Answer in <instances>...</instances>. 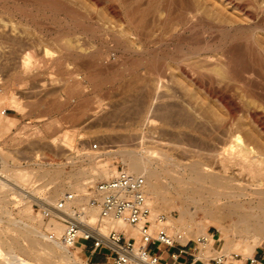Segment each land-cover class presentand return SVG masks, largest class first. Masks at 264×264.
<instances>
[{
	"label": "rangeland",
	"instance_id": "obj_1",
	"mask_svg": "<svg viewBox=\"0 0 264 264\" xmlns=\"http://www.w3.org/2000/svg\"><path fill=\"white\" fill-rule=\"evenodd\" d=\"M121 1L122 0H61L60 2L64 6L67 5L66 7L68 9L80 16L76 17L75 14H69L60 9H54L47 5L35 3L33 0H0V18L2 17L4 22L10 19V21L7 22L9 25L15 20L12 24L16 22L14 25H16V27L18 25L22 29L17 27L19 33L17 31L15 32L18 33V36L20 34L22 37L21 34H23L22 39L18 36L17 39L19 40L20 38L21 42L24 38H27L28 41L30 39L31 41L34 39L37 41L29 42V47V45L26 44L27 40L24 39L26 45H24L23 42L22 44L24 46L20 47L21 45H17L20 49L13 44L11 45V43L6 40L0 41V45L3 47L0 48V94L9 95L14 91L13 93H15L16 100V105H12L6 100L5 103L0 106V110H7V114L10 116V118L4 117L2 123H0V158L5 160V172H3V175L5 174L15 179L14 177L17 176L16 173H20L21 175L26 174L21 180L15 179L17 184L14 186L12 185V188H5L3 194H0V207H2L0 208V219H2V221L0 220V232L2 240L5 243L9 244L15 241V246L19 248V255L32 261L34 264L98 263H96L95 260L88 259V255L90 254L89 250L85 248L82 250L80 245L71 249L75 257L77 256L80 259L79 262L75 260L65 262L60 256H58L59 258L55 256L54 258L52 257L46 260L36 256V254L31 251V241H28L30 239L27 238L24 233L25 224L40 226V230L46 234L50 232L46 230L49 219H44L41 215V207L44 205L42 206L41 203L31 197V193L35 192V194L47 204H50L47 200H54L53 203L55 204V202L65 194L73 192L78 195L77 202L84 203L87 194L92 193L94 186L98 182L108 180L114 177L120 169L126 168L123 154L120 153L122 151L133 150L136 146L139 147L138 149H146L149 147L158 152L173 154V160L186 161L194 160L190 158L192 157L190 154L195 155L196 152L198 153L199 149L204 150H202L203 152L201 153H205V149L206 152L210 153V150L213 148V150L219 148V151L221 147L225 148V145L228 144L227 141H229V136L227 137L228 133L218 127L220 121L227 117V110L224 108V105L217 98L207 94L203 88L195 84L190 78L184 76L179 68L180 63L173 60V58H181L187 55L189 51H198L205 45L216 48L223 35L219 26H230L231 22L235 21L247 26L249 20L235 17V15L231 13V10H229L230 8L222 6V4L216 0H192L191 2H193V5L200 7L202 12H204L203 16L206 18L204 19L205 21L213 20L217 24H221L209 29L208 24L204 20H200L198 17H190V19H188L189 21H187L188 25L186 23L181 26V17H179L180 12L186 11V6L181 0ZM162 15H164V17H162ZM165 16L167 18H165ZM216 16L221 19L216 18ZM210 17L213 19H210ZM135 18L137 19L134 20ZM146 18L148 19L146 20ZM156 18L157 20H155ZM140 19L142 21L145 20L147 24L146 22L140 21ZM163 19L165 21H163ZM200 21L201 23H199ZM136 22L142 24L140 31L141 29H145L144 32L147 31V34H143L145 38H142L140 41H138L134 35L138 31ZM143 23L147 25V28L144 27L145 24L143 26ZM202 23L205 25L203 24L202 26ZM260 23L263 24L264 20ZM165 25L167 26L166 28ZM250 31V28L243 29L244 33ZM16 33H13L15 35L13 38L16 37ZM68 36L70 38L76 37L77 39L80 37L83 38V40L82 38L80 39L82 40L80 42H82L83 48L85 47V53L82 57L76 58V48H66L65 41ZM64 37L66 40H64ZM199 38L201 41H199ZM256 38L260 44L262 43L261 46L264 48L263 34L257 32ZM2 42L5 46L2 45ZM32 43H35V45L32 46ZM46 48L50 51V55L54 57V60L52 64L46 68L39 67L38 70L34 72L35 74L24 72L20 69V65L16 63L18 61L20 63V57L25 50L34 49L33 51L36 55L38 53L39 55H37V57L40 58L43 56L44 49ZM10 50L13 51V54L10 53ZM8 52L9 54H7ZM12 57H15L12 61L7 60V58L11 59ZM81 59H84L85 62ZM79 61L84 65L87 63V67L85 68L84 66V69L82 66L83 64H80ZM112 61H115V65H112ZM155 63L160 65L164 64L163 67L167 69L166 80L169 84L165 80L167 84L165 85L167 86L166 89H168L169 86L170 89H168V91H163L164 94L168 92V95L159 97L155 99L154 102L148 98L146 94V91H148L146 87H149V83L147 84V82H144V84L138 80L144 76V73H147L146 76H148L149 69L147 68L149 65ZM78 64L81 65L83 69L81 67L78 68ZM65 65L68 66L66 67L67 69H65ZM108 66H110V69ZM99 67L103 70H99ZM72 71H79L81 76H83L79 87L75 90H72V87H66V80L70 76L69 73ZM86 77H89L90 80L89 78L86 79ZM259 80L261 82L258 80V82L254 81V85L259 86L257 90L261 93L260 95L258 93L259 96H257L262 98V96H264L262 95V93L264 94V88L262 87L264 85V78ZM224 82L221 83V86H224L223 90H226L225 92L227 95L238 102L242 101L247 104V97L243 94L245 87L241 82L239 83L238 80H226L225 85ZM144 85H146V87L142 89L141 86L143 87ZM261 87L262 89H260ZM172 92H174V95ZM170 93H172L171 95L175 98H172L175 106H177L176 103L178 104L179 101L181 102L183 100L182 102L185 105L187 104V106H185L181 103L183 104V106H181L183 111L186 112L187 110V113L192 116L194 115L197 121L200 123L203 122L202 124L199 122L197 123L200 124L198 126L199 129L201 127L199 131L201 133L198 131H189V129L185 128H176L173 126L174 124L167 126L163 124L162 119H164L168 112L165 110V107H167V109L170 108L168 109L170 111H176L178 107H180V104H178L177 107H169V102L173 105V103H171L173 101L170 100L172 97ZM142 95L144 98L141 97ZM168 96H170V98ZM257 96L256 98L253 97L252 100L255 98L257 100L254 99L253 101L256 104H263V98L261 99ZM241 97H243V100H241ZM161 101H169L166 102V106L163 105L164 109L162 108L163 103ZM258 101L262 102L259 103ZM79 103H81L82 106L81 104L79 105ZM188 104L190 109H188ZM151 107L152 109H150ZM171 108L177 109L171 110ZM164 110V115H161ZM135 112H137L136 115L138 116H135L137 117L136 119H134L133 116ZM148 112H150V115L151 112L153 115L156 114L152 116L155 117V119L157 116V124L155 126L145 125L141 128L142 130L137 129V127H140L138 125L141 124V121L143 122L142 119L145 118L144 116H146ZM195 113L199 116L195 115ZM142 114H144V116ZM80 116L81 118H79ZM133 121L136 122L134 123ZM235 122V124H237V126L235 125L237 129H235V127L234 129L237 130L236 132L238 133H235V131L233 133L240 134V136L243 137L246 142L253 145L256 150L264 153V130L253 121L250 113H248L246 109H243L239 113V116H236ZM155 127L157 129H155ZM158 128L162 130L158 132ZM217 129H219V132ZM164 130L167 132L164 133ZM182 131H185L186 134L189 132L187 134L188 137H192L193 140L196 141V144L195 141L192 140L191 142V140H188V137L185 136L186 134L184 135ZM161 132L164 135H162ZM207 132L209 133L208 135ZM202 133L205 134H203L204 139H202L205 141V143L203 141L205 145L201 144L202 140L198 139L200 134L202 136ZM144 135L146 138L143 140V138L140 137ZM215 135L218 140L214 138ZM220 135L224 136L222 137L223 139L219 137ZM152 136L155 139H152ZM208 136L212 139L210 145H207L209 142L208 140H210ZM148 139H152L153 141L151 142V140L149 141ZM186 142H188V144ZM213 142L216 143L212 144ZM225 142H227V144H225ZM197 143L198 145L201 144V147L204 146L205 149L198 146ZM94 144H97L98 148L95 149L93 147ZM185 149L189 151V154L186 153ZM207 149L210 150L207 151ZM211 153H213V151H211ZM205 154L209 156L207 157L208 159L210 158V160L207 159L205 161L210 162L211 165L214 164L212 166H216L217 168L218 164H216V160L212 159L213 157H210L209 154ZM154 160H156L154 163L157 168L166 165L164 162L161 163L159 161L160 159ZM99 167H107L111 169L113 173H111L110 177L107 179L95 175V171ZM45 171H49L50 175L44 176L43 173ZM81 171H88L89 176H87V179L80 181L78 191H73L67 183V178L70 173ZM163 179L164 178L161 179V183L165 185L167 180ZM61 182L64 183L63 191L59 196H56L55 189ZM195 190L196 189H189L188 196V190H181L186 193H182L181 199L180 195L176 194L174 190L171 188L170 190L167 189L164 193L167 200L161 205L153 204V198L151 197L150 201L152 202L153 216L165 214L167 220L170 219L171 226H169L170 232L172 233L186 231L188 238L193 239L198 236H203V234L208 235L207 233H209L213 244L217 238H221L223 248L225 244L227 246V248L223 249V252L228 255L231 253H240L244 257H252L260 252H264V239H262L259 244L254 246L253 251L249 253L247 247L251 243L236 237L237 234L235 230L233 231V229H231V220L229 218L224 216L217 220L210 216L204 217V208L208 212H212L213 210L216 211L215 209L219 207H206L203 200H201V203L199 201L200 204L198 202L195 204V201H191L193 197H197L198 192ZM191 191L193 193H191ZM26 195H28V197ZM53 203L51 204L54 205ZM27 205L30 206V213L34 217L33 220L28 218V212H24V208ZM195 205L199 206L196 214L193 216L192 214H186L181 218L179 207L186 206L193 212L196 207ZM221 208L223 207H220V209ZM3 210L7 212L4 213ZM221 212H223V210ZM88 218L90 219V217ZM106 225L107 224L104 226ZM189 225H192V228H190ZM10 226L13 227V229H11ZM110 229H107V232H109ZM7 233H10V236ZM222 233L226 235L227 238H222L224 236ZM140 238L141 237H138V239H136L137 245L140 242ZM37 239L43 246L50 243H47L48 240L40 237H37ZM40 239L44 241V243H42ZM22 244L24 245L23 247ZM240 248L246 249V252L240 251ZM204 251H206L207 254L202 256L201 254ZM26 253H28V255ZM103 254H105V251L99 250V254H95V256L100 257L102 262L100 264H108ZM194 254L195 258H197L196 262L193 263V256H187L191 258L188 264H212L209 258L216 253L210 249H203L202 246H200V249L195 251ZM55 260L57 262H55ZM180 261L181 257L176 262L170 259L161 264H179ZM234 263L237 264L236 262ZM132 264H135V262Z\"/></svg>",
	"mask_w": 264,
	"mask_h": 264
},
{
	"label": "bare ground",
	"instance_id": "obj_2",
	"mask_svg": "<svg viewBox=\"0 0 264 264\" xmlns=\"http://www.w3.org/2000/svg\"><path fill=\"white\" fill-rule=\"evenodd\" d=\"M33 1L35 3L50 6L51 8H54V9H60L62 11H65L66 13L68 12L69 14H75L76 17H80L78 14H76L72 10L68 9L66 7L67 5L64 6L60 2L61 0L60 1L59 0H33ZM122 1H127V0H122ZM181 1L184 2L183 4H185V6H186V9H185L186 11H184V12L181 11L182 13L180 12L179 17H181L180 18V23H182L181 26L183 24H186V23L188 25L187 21H189L188 19H190V17L191 18L192 17H196V18L198 17L200 20L206 19L203 16L204 12H202L200 7L193 5V2H191L192 0H181ZM216 1L221 3L222 6H225L226 8H230L229 10H231V13L234 14L235 17L244 18V19L249 20V24L246 26L243 23L235 21V22H231L230 26H226V27L222 26L221 27L218 25L221 23L217 24L215 21H213V20L211 21L209 19H208L209 21L204 20L208 24L209 29H212V27H217V25H218L220 28V31H222V34H223L222 39H221L220 43L217 45V47L212 48L209 45H205V46L201 47L198 51L197 50L189 51V53L187 55H185L181 58H173V60L178 61L180 63L179 68H180L181 73L184 76L190 78L195 84H197L199 87L203 88L207 92V94L211 95L212 97L217 98L224 105V108L227 110V113H226L227 117L225 119L221 120L220 124H218V127L220 129H222L228 133V135L225 134V135H227V137L229 136V141H227L228 144H227V142H225V144H227V145H225L226 147L225 148L221 147V150H219V151H218V149H219L218 147H216L218 149L215 148L216 150H213L214 148L212 150L207 149V151L210 150V153H211V151H213V153H211V154L206 152L205 147L200 146L201 144L205 143V141L202 140V139H204L203 138V136L205 135L204 133H202V136L200 134L199 138H198L199 140H202V143L201 144L199 143L200 145H198V143H197L198 146L205 149V153H207V155L209 154L210 157L211 156L213 157L212 159L216 160V164H218L217 165L218 167L216 168V166L215 167L212 166L214 164L211 165L210 162L205 161L208 159L207 157H209V156H206L205 153H201L204 151L203 149H199L198 153L196 152L195 155L190 154L192 156L190 158L194 159V160H186L188 162H186L184 160H182V161L181 160H173L172 159L173 154H169L168 152H165V153L158 152V151H155L153 148H149V147H147L146 149H144V148L138 149L139 147L136 146V148L133 150L122 151L120 153L123 154V157H124V162H125V166H126L125 170L132 173V174L141 175L145 178V180H146V195H147V198H148L149 203L151 205V208H152V202L150 201V198L151 197L153 198V204L155 203L157 205H161L164 201L167 200V198L164 196V193L166 192L167 189L170 190V188H171L172 190H174V192H176V194L180 195L181 199H182V193L186 194L185 192H183L181 190H183V189L185 191L188 190V192H187V196H188L189 189H192V190L196 189L195 191L198 192L199 195L197 194V197H195V198L193 197V200H191V201H193V202L195 201L194 203L196 204V202L199 203V201H200V203H201V200H203L205 203L204 205L206 207H209V206L219 207V208L215 209L216 211L213 210L212 212H208L204 208L203 209L204 217L210 216L211 218H214L217 220H219V218H222L224 216L229 218L231 220V222H230L231 229H233V231L235 230V232L237 234V236L236 235L235 236L238 239L240 238L245 242L251 243L247 247L248 252L251 253L254 249V246L259 244L261 242V240L264 239V153H261L258 150H256V148L253 145H251L250 143L246 142V140L243 137H241L240 134H235V133H238V132H236L237 130H235V129H237L235 127V125L237 126V124H235L236 123L235 121H236V116L237 115L239 116V113L243 109H246L248 111V113H250V116L253 118V121L261 129L264 130V96H262L264 94L262 93V95H261L263 98V104H256L253 101L259 93L258 92L259 90H257L259 88V86L254 85V83L257 80L260 81L259 79L264 78V48L261 46L262 43L260 44V42L257 40V38H259V37L256 38L257 32L262 33L263 37H264V23L263 24L260 23L264 20V0H216ZM194 3H195V1H194ZM180 4H181V2H180ZM197 5H199V4H197ZM114 6H115V4H114ZM165 12H167V11H165ZM147 13H148V11H147ZM172 13H173V11H172ZM178 13H176V14H178ZM43 14H45V13H43ZM142 17H143V15H142ZM162 17H164V15H162ZM167 17H168V15H167ZM167 17L165 16V18H167ZM176 17H178V16H176ZM22 18H23V16H22ZM137 18H135L134 20H136ZM216 18L221 19L218 16H216ZM4 19H6V18H4ZM34 19H35V17H34ZM147 19L148 18H146V20ZM210 19H213V18L210 17ZM12 20H13V18H12ZM155 20H157V18ZM9 21H10V19H9ZM9 21L7 19V22H9ZM14 21H12V22H14ZM137 21H139V20H137ZM140 21H142V20L140 19ZM163 21H165V20L163 19ZM7 22H4L2 17L0 18V41L6 40L7 42L11 43V45L13 44L16 47H17V45H21L20 47H22V46L28 44L29 42L31 43L33 41H36L35 39L34 40L32 39L33 41H31V39L28 41L27 38H24L25 40H27V42L25 44V40L23 39L22 40V42L24 43V45H23L20 38H19V40L17 39L18 37H21L20 34L18 36L19 31H18L17 27H19V26L17 25V27H16V25H14L16 22L14 24H12V22H11V24H10L11 26L9 24H7ZM142 22H146V21L144 20ZM199 23H201V21ZM204 23H202V26ZM144 24L145 23H143V26H144ZM146 24H147V22H146ZM146 24L144 27L147 26ZM160 24H162V23H160ZM31 25H32V23H31ZM152 27H154V26H152ZM166 27L167 26L165 25V28ZM61 28H63V27H61ZM140 28H142V24L137 23V30L138 31L134 35L138 41H140L142 38L143 39L145 38V35L143 36L144 33L147 34L146 33L147 31L144 32L145 29L144 30L141 29V31L143 32L142 33L140 31ZM244 28H250L251 31L248 33H244L243 32ZM19 29H21V27H19ZM74 29H75V27H74ZM15 31H17L18 33H16ZM78 32H80V31H78ZM13 33L17 34L15 38H13V36H15ZM20 33H22V32H20ZM104 33H106V32H104ZM21 35L23 37V34H21ZM77 35H78V33H77ZM85 35H87V34H85ZM148 36H149V34H148ZM22 37H21V39H22ZM68 37H66L67 40L64 37V40H66L65 41L66 42V44H65L66 48H68V49L69 48H74V49L76 48L77 49L76 58L82 57L85 53V49H84L85 47L83 48V46L81 44L82 42H80V41H82L83 38L80 36H79L80 38H78V39L76 37H74V38H72V37L68 38ZM81 38H82V40H80ZM211 40H212V38H211ZM199 41H201V39ZM205 41H203V42H205ZM209 41H210V39H209ZM2 45H4L3 42H2ZM31 45L34 46L35 43H32ZM36 45H38V44H36ZM29 47H30V45H29ZM0 48H3V47L0 45ZM17 48H19V47H17ZM68 49H66V50H68ZM13 50H14V48H13ZM33 50L32 49L25 50L24 53L22 54V56L20 57V63H19V61L16 62L20 65V69H22L24 72L34 73L35 71L38 70L39 67H41V68L42 67H45V68L48 67L49 65L52 64V62L54 60V57H51L50 51L47 48L44 49V54L40 58L37 57V55H39V54L36 52L37 53V55H36ZM14 52H16V51H14ZM42 52H43V50H42ZM135 52H137V51H135ZM10 53L13 54V51L10 50ZM7 54H9V52ZM3 57H4V55H3ZM14 58L15 57H12L11 59L7 58V60L12 61V59H14ZM59 61H61V60H59ZM82 61L85 62L84 59ZM114 62L112 63V65H115ZM81 63L82 62H80V64ZM88 63H90V62H88ZM86 64L82 65L83 68H84V66H85V68L87 67ZM163 65L164 64L160 65V64H156V63L149 65V67L147 68V69H149V75L146 76L147 73L145 74L144 72H142V73H144V76L146 78L144 76H142V73H141L142 78H139L140 80H138L139 82L141 81L143 83L144 82H147V84L149 83L148 84L149 87H146V85H144L143 87L141 86V88L144 89L146 87V89H148V91H146V94H147L148 98H150L152 101H154L155 99H158L159 97H164V96L169 94L168 92H167V94H164V92H163V91H168V89H170L169 88L170 86L168 87V89H166L167 88L166 82H168L166 80L167 69H165L163 67ZM82 66L79 65L78 68L79 67L82 68ZM66 67H68V66L65 65V69H67ZM100 67H102V66H100ZM100 67H99V70L100 69L103 70ZM108 67L110 69V66H108ZM112 67H114V66H112ZM104 69H105V67H104ZM93 70H95V69H93ZM92 72H91V74H92ZM69 75L70 76L66 80V87L67 88L72 87V90H75L76 88L79 87V84L81 83V81L83 79V76H81L79 71H72L71 73H69ZM87 78H89V77H86V79ZM89 80H90V78H89ZM165 80H166V82H165ZM226 80H231V81L232 80H238L239 83L241 82V84L244 85L245 89L243 90V94L246 95V97H247L246 98L247 104L243 103L242 101L238 102L234 98H232L226 94V92H225L226 90L225 91L223 90L224 86L223 87L221 86V83L224 81L226 82ZM139 82H138V84H139ZM225 82H224V85H225ZM135 83H137V82H135ZM168 84H169V82H168ZM132 85H133V83H132ZM262 87L264 88V85ZM262 87L260 89H262ZM240 89H242V88H240ZM10 91H11V89H10ZM13 92L10 93L9 95L0 94V106L2 104H4L6 100H8L12 105L13 104L16 105L15 93H13ZM169 92H170V90H169ZM172 93L174 95V92H172ZM172 93H170V96H172L171 95ZM260 93H259V95H260ZM160 94H161V96H160ZM170 96H168V97L170 98ZM141 97H143V95ZM168 97H166V98H168ZM253 97H255V98L252 100ZM145 98H146V95H145ZM172 98L175 99L174 96H172L170 99L172 101H173ZM241 98L240 99L243 100V97H241ZM258 98H261V97H258ZM255 100H257V99H255ZM177 101H179V100H177ZM182 101L181 102L179 101L180 103L178 102V104H180V107L183 106V104H184ZM164 102L165 101L162 102L163 103L162 108H163V105L166 106V102H169V101H166L165 104H164ZM260 102H262V101H260ZM171 103H173V105L170 104V102H169V105H170L169 107H171V106L177 107L178 106V104L176 102L175 103L177 106H175L174 101ZM181 103H183V104H181ZM80 104L81 103H79V105ZM81 106H82V104H81ZM185 106H187V104ZM180 107H178V110H176V111H170V110H168L170 108L167 109V107H165V110L168 112H167V115H165L164 119H162L163 124H165L166 126L170 125V124L171 125L174 124L173 126H175L176 128H185V129H189V131L191 130V131H198L199 132L201 127L199 129L198 125L202 124L203 122L200 123L199 121H197L195 119L194 115L192 116L191 114H188L187 110L185 112V111H183L182 107H181V109H180ZM189 107L190 106L188 104V109H190ZM150 109H152V107ZM174 109H177V108H174ZM174 109L171 108V110H174ZM165 110L163 111V113L161 115H164ZM151 111H154V110H151ZM3 112H4V109L0 110V116H1L0 117V123H2L4 117L10 118V116L8 114H6V113L4 114ZM137 112H135V114L133 113L134 119H136L138 117L136 115ZM142 115L144 116V114H142ZM152 115H153L152 112H151V115H150V112H148V114L146 116H144L145 118L142 119L143 122L139 119L141 121V124L138 125L140 127H137V129H141L145 125L146 126H155L157 124L156 121H158L156 119H158V118H157V116H156V119H155V117H153L156 114H154L153 116ZM195 115L199 116L196 113H195ZM135 116H137V117H135ZM161 117H163V116H161ZM79 118H81V116ZM159 119H160V117H159ZM160 121H161V119H160ZM133 122L135 123L136 121H133ZM198 122L200 124H197ZM234 127H235V129H234ZM155 129H157V128L155 127ZM185 129H183V130H185ZM160 130H162V129L158 128V132ZM218 130L219 129H217V131ZM149 131H151V130H149ZM185 131L184 132L182 131L184 133V135L186 134ZM234 131H235V133H233ZM166 132L164 130V133H166ZM188 133L189 132H187V134ZM199 133H201V132H199ZM161 134L164 135L162 132H161ZM187 134L185 136L188 137ZM208 134L209 133L207 132V135ZM156 135H158V134H156ZM212 135H214V134H212ZM144 136L143 137L141 136L140 138H143V140H144V138H146V136L145 137ZM193 136H195V135H193ZM209 136H208V138L210 139ZM168 137H169V135H168ZM219 137L222 138L224 136L220 135ZM214 138H216V135L214 136ZM152 139H155V138L152 136ZM152 139H150L151 142L153 141ZM173 139H174V137H173ZM184 139H183V141H184ZM187 139L191 140V142L193 140L192 137H188ZM143 140H142V142H143ZM199 140H198V142H199ZM193 141H195V140H193ZM203 141H204V143H203ZM208 141L209 142L207 145H210L212 142V139H210ZM178 142H179V140H178ZM188 142H186V143L188 144ZM153 143H156V142H153ZM215 143L213 142L212 144H215ZM189 144H190V142H189ZM195 144H196V141H195ZM212 146H214V145H212ZM183 149H184V147H183ZM188 152L189 151L186 150V153H188ZM190 155H188V156H190ZM154 159H160L159 161L161 163L164 162V164L166 163V165L163 164L164 166L157 168V167H155L154 162L156 160H154ZM208 160H210V158ZM212 163H213V161H212ZM4 170H5V160H3V158H0V194H3L5 188H12V185L14 186L15 184H17L15 182V179L21 180V178L26 176V174L21 175L20 173H16L17 176L14 177L15 179H13L9 176H6L5 174L3 175V172H5ZM111 173H113V171L107 167H99L95 171V175H98V176L106 178V179L108 177H110ZM43 175L44 176L50 175L49 171H45L43 173ZM87 176H89L88 171L70 173L68 178H67V183L72 188L73 191H78L80 181L83 179L84 180L87 179ZM162 178L167 180L165 185L161 183ZM63 182H61L60 184L57 185V187L55 189L56 196H59L62 193L63 188H64ZM193 186L194 187L196 186V187L194 188ZM195 191H194V193H195ZM191 193H193V192L191 191ZM26 196L28 197V195H26ZM30 196L33 197L34 199H36L39 203H41L42 206L43 205L44 206L45 205L51 206L52 205L51 203H53V201H54V200H52V201L47 200L48 203H50V204H47V203L43 202L42 199L39 198L37 196V194H35V192L31 193ZM187 196H186V198H187ZM183 197H185V196H183ZM190 199H191V197H190ZM198 203H197V205H198ZM197 205H195L196 207L194 208L193 212H191V209L187 208L186 206L185 207H179V213H180L181 218L184 217L186 214H190V215L192 214V216L194 214H196V211L199 207ZM220 207H223V208H221L223 210V212H221L222 210L220 209ZM0 208H2V207H0ZM3 211H2V213H3ZM5 212H7V211H4V213ZM24 212L25 213L28 212V218L29 219H32V220L34 219L33 215H31V213H30L31 209H30L29 205L25 206ZM98 212H99V210L97 207H89V209L87 210V215H88V217H90V222H93V221H95V219H97ZM0 220L2 221V219H0ZM81 220L84 221V217L81 218ZM3 223H4V221H3ZM105 224H107V225L102 228V232L105 235L100 236L105 241H106V235H108V233L110 232V231L107 232V229H110V228H111L110 230L114 229L117 232L131 233V234H133V236L136 239H138V237H140L139 236V230L136 227H132V226L126 225L122 222H117V221H112V220H106L104 225ZM166 224L171 226L170 219L167 220ZM7 225H10V224H7ZM11 226H10V228L13 229V227H11ZM189 227L192 228V225H189ZM46 230L50 231L51 233H54L55 239H50L49 234H46L40 230V226H34V225L27 224V223L25 224V228H24L25 232L24 233L27 236V238L30 239V240H28V241H31L30 242V245H31L30 249H31V251H33L34 254H36V256H38L42 259H46V260L51 259L52 257L54 258L55 256L57 258H59L58 256H60L65 262L66 261L70 262L71 260H75L76 262H79L80 259L77 256L75 257V254L71 250L72 248L64 245L61 241V236L65 230V226L62 222H60L59 220H56V219H49V221L47 222V225H46ZM207 234L208 235L203 234V236L206 237L208 239V241L204 242L201 246L203 249L212 250L213 243H212V240L210 239L211 235L209 233H207ZM8 235L10 236V233ZM37 237H40L42 239H46V240H48L47 243H49V242L50 243L45 244L43 246L38 241ZM222 238H227V236L224 235ZM13 242L14 243H9V244L5 243L2 240L1 232H0V264H34L32 261H29L28 259L21 257L19 255V253H18L19 248L17 246H15L16 242L15 241H13ZM42 243H44V241H42ZM139 244H140V242H139ZM23 246L24 245L22 244V247ZM225 248H227L226 244L224 245L223 249H225ZM78 249H80V248H78ZM239 250L244 252V253L246 252V249H244V248H240ZM206 251L202 252L201 255L205 256L208 252V251L207 252ZM26 254L28 255V253H26ZM43 262H45V261H43ZM55 262H57V261L55 260ZM134 262H135V264H152L147 260H142V259L137 258V257L135 259H133L131 264ZM236 263L240 264L238 262H236ZM75 264H77V263H75Z\"/></svg>",
	"mask_w": 264,
	"mask_h": 264
},
{
	"label": "built area",
	"instance_id": "obj_3",
	"mask_svg": "<svg viewBox=\"0 0 264 264\" xmlns=\"http://www.w3.org/2000/svg\"><path fill=\"white\" fill-rule=\"evenodd\" d=\"M3 113L7 114V110ZM93 147L96 149L98 145L94 144ZM77 200V194L67 193L54 205L41 207V215L44 219H56L64 224L65 230L61 236L64 245L70 248L80 245L92 255L104 250L103 256L108 264H131L136 257L152 264H161L164 258L176 262L181 256H193L196 261L194 252L208 241L204 236L188 238L186 231L170 232L165 214L153 216L146 195L145 178L125 169H120L108 180L98 182L92 193L87 194L84 203H78ZM89 207L99 210L94 222L88 218ZM83 217L84 221L81 220ZM106 220L138 228L140 244L137 246L133 234L114 229L106 235V241L103 240L100 236L105 235L102 228ZM48 234L50 239H55L54 233ZM212 251L216 253L209 258L212 264H261L257 256L225 254L221 241L214 242Z\"/></svg>",
	"mask_w": 264,
	"mask_h": 264
},
{
	"label": "crops",
	"instance_id": "obj_4",
	"mask_svg": "<svg viewBox=\"0 0 264 264\" xmlns=\"http://www.w3.org/2000/svg\"><path fill=\"white\" fill-rule=\"evenodd\" d=\"M216 241H221V238H217L215 240V242ZM80 247H81L82 250L84 249L82 246H80ZM255 256L258 257V259L261 261V264H264V255H263V252H260V253L256 254ZM88 259L95 260L96 263H98V264L102 263L99 256H95V255L89 254L88 255ZM190 260H191V258H188L187 256H181V261L179 262V264H188ZM166 261H169V260H166V258H164L163 262H166ZM195 262L196 261H193V263H195Z\"/></svg>",
	"mask_w": 264,
	"mask_h": 264
}]
</instances>
